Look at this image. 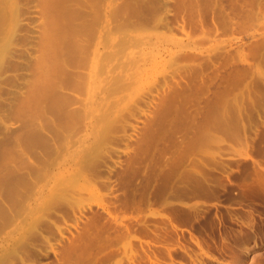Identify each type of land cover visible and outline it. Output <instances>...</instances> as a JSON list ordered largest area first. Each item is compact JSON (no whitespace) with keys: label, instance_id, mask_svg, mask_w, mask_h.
<instances>
[{"label":"rangeland","instance_id":"obj_1","mask_svg":"<svg viewBox=\"0 0 264 264\" xmlns=\"http://www.w3.org/2000/svg\"><path fill=\"white\" fill-rule=\"evenodd\" d=\"M260 10L0 0V264H264Z\"/></svg>","mask_w":264,"mask_h":264},{"label":"bare ground","instance_id":"obj_2","mask_svg":"<svg viewBox=\"0 0 264 264\" xmlns=\"http://www.w3.org/2000/svg\"><path fill=\"white\" fill-rule=\"evenodd\" d=\"M252 10H253V9H252ZM258 11H259V10H258ZM260 11H264V10H260ZM255 14H256V13H255ZM259 14H260V13H259ZM259 14H258V15H259ZM189 15H192V16L196 17V15L194 14V10H193V9L190 10ZM254 16H255V15H254ZM256 16H257V15H256ZM256 16H255V17H256ZM251 17H253V15H252ZM251 17H250V18H251ZM255 17H253V20L255 19ZM196 18L200 21V15H199L198 13H197V17H196ZM258 18H260V17L257 16L256 19H258ZM251 19H252V18H251ZM253 20H252V22H253ZM192 22H195V20H193ZM255 22H256V21H255ZM253 23H254V22H253ZM28 24H29V23H28ZM252 37H253V35H252Z\"/></svg>","mask_w":264,"mask_h":264}]
</instances>
